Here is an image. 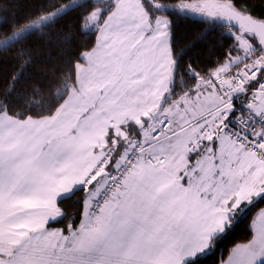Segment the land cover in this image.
Returning a JSON list of instances; mask_svg holds the SVG:
<instances>
[{
  "label": "snow or ice",
  "instance_id": "6c2138e0",
  "mask_svg": "<svg viewBox=\"0 0 264 264\" xmlns=\"http://www.w3.org/2000/svg\"><path fill=\"white\" fill-rule=\"evenodd\" d=\"M136 3L140 5L149 21V30L144 32L143 36L152 35L153 21L157 25L156 34L168 36L172 58V83L161 97L158 111L145 112L135 120H126L119 125L118 131H113L111 127L108 129L105 154L107 149L112 147L113 139L116 140V147L101 176L89 183V177L96 175L93 169L83 182L60 195L57 204L61 199H71L76 191H83L87 185L88 192L76 202L81 204V201L87 200L89 193L97 188L104 173L109 181H118L123 175L120 168L124 166L114 165L117 164L116 157L121 151L127 156L128 167H132L141 156L136 149L141 147L142 143L145 147H154L153 140L142 141L147 129L151 128L149 135L154 139L165 136L171 140L172 137H179L188 127L200 125L195 136L186 143L184 167L177 172V176L180 185H193L204 201L203 222L192 221L189 227L180 230L179 235L172 234L140 248L139 252L143 258L136 262L198 264L200 256L212 251L219 240L248 218L253 208L264 204V15H253V12L238 3V0H178L176 3H165L164 0H136ZM213 9H230L239 19V24L232 23V18L229 17L226 33L219 35L220 42L214 46L219 50L211 51L206 61H202L199 55L193 53V49L198 46L201 50L207 47V38L211 33L209 27H205L202 34L195 39L178 38L172 21L166 19L161 24L159 15H179L193 22H199L203 17L211 23L217 16ZM103 11L101 9V13ZM153 13L156 15L153 16ZM124 14L128 24L139 27L132 0H127L124 5ZM120 27L118 24L117 28ZM128 31L131 33L132 29L129 28ZM185 40L183 47L177 51L178 43ZM133 43L141 41H136L135 36L131 41L117 39L106 43L105 49L111 52L118 46H131ZM214 56H224L223 63L219 59L214 62ZM212 63H215L216 68H209L206 72L205 66ZM221 78L226 80V86L218 83ZM16 79H19V76L13 80L12 87L15 86ZM189 80L195 83L188 86ZM209 83L215 86L220 96V103L216 105L219 111L214 117H203L204 123L201 124L200 119L191 118L185 100L191 101L193 105L201 102L203 96L213 91V88L208 87ZM177 89L180 90L179 93ZM7 91L8 94L11 93V89ZM100 94L104 95L103 89ZM180 94H184V99L179 98ZM166 104H175L177 109L185 110L179 121L172 120L167 115ZM7 111V101L0 103V112ZM209 128H212V134L206 132ZM121 132L125 134L124 138L120 136ZM22 134L26 135L21 132H8L0 138V146L6 153L5 162L16 164L21 160L19 137ZM224 135H228L229 139L234 138L233 147L239 145V149L235 152L226 149L224 154H219V139ZM97 150L99 149H92L93 152ZM148 159L150 163H156L151 154ZM100 163H103V160ZM209 165L211 167L208 173L202 175L205 167ZM99 166L96 165L97 168ZM107 187L106 184L105 188ZM96 199H99V193ZM40 207L39 201H16L6 215H0V264H93L92 253L100 249L89 248L85 251L83 247L93 237L84 238L79 232H73L76 227L75 219L70 221L67 229L50 230L49 225L58 218L59 222L63 223L65 213L61 209L57 216L49 217L46 222L41 223L28 215ZM95 207H98V204ZM221 211L225 213V222L215 230H210L214 214ZM88 212L91 215L94 208H89ZM66 232L71 233L72 239ZM246 232L245 239L234 244L228 250L226 258L222 255L219 264H264V208H260L252 216ZM77 237H81L79 247Z\"/></svg>",
  "mask_w": 264,
  "mask_h": 264
},
{
  "label": "crops",
  "instance_id": "0c3cea01",
  "mask_svg": "<svg viewBox=\"0 0 264 264\" xmlns=\"http://www.w3.org/2000/svg\"><path fill=\"white\" fill-rule=\"evenodd\" d=\"M77 82L50 116L17 119L0 113V138L8 132L26 133L19 137L22 157L18 163L5 162L6 153L0 146V215H6L14 202L28 200L41 204L37 211L28 214L31 218L43 223L49 217L57 216L61 210L57 198L72 189L73 184L82 182L83 175L92 171L106 147L105 137L108 129L115 125V118L102 109L104 99L93 95L96 84L87 83L83 76H78ZM214 88L213 85V91L207 93V106L198 112H190L191 118L200 119L201 124L203 117H214L219 111L216 105L220 98ZM182 114L179 112L176 119L170 118L179 121ZM126 120L129 119L122 118L120 122ZM199 126L188 127L171 140L165 136L154 139L149 133L143 134L142 141L151 139L154 147H145L142 143L140 159L132 167L126 190L112 193L109 204L98 216L83 213L79 227L73 230L81 237H93L83 245L85 251L100 249L92 253L93 264H136L143 258L140 248L172 234L179 235L180 230L189 227L192 221L203 222L204 201L193 185H180L177 176L184 167L186 143L195 136ZM113 140L115 147L116 140ZM233 145L224 135L219 139L218 153L239 149ZM93 148L99 150L93 152ZM124 154L121 151L117 158ZM149 154L156 163L149 162ZM210 167H205L202 175H206ZM103 181L104 177L89 193L86 202L97 193ZM225 219L224 212L215 213L210 230L218 228ZM66 235L72 239L71 233L66 232ZM81 237L76 238L78 247Z\"/></svg>",
  "mask_w": 264,
  "mask_h": 264
},
{
  "label": "trees",
  "instance_id": "16d2710c",
  "mask_svg": "<svg viewBox=\"0 0 264 264\" xmlns=\"http://www.w3.org/2000/svg\"><path fill=\"white\" fill-rule=\"evenodd\" d=\"M68 1L0 0V39L40 16L56 11ZM164 2L176 3L178 0H164ZM238 3L250 9L253 15H264V0H238ZM114 6V0H83L0 47V103L7 101L6 114L17 119L52 115L70 91L76 87L78 67L86 64L84 55L97 46L99 27ZM96 9L104 11L103 13L100 11L99 18L91 22L89 16ZM160 14L172 21L178 38L195 39L202 34L205 27L211 29L207 38V47L202 50L199 46L193 49V53L199 55L202 61H206L211 51L219 50L214 46L220 42L219 35L227 31V26L214 19L208 23L202 17L199 22H193L179 15ZM155 15L156 13H153V16ZM185 42L186 40L178 43L177 51ZM216 59L223 63L224 56L218 58L214 56L213 61L215 62ZM209 68L215 69V63L207 64L205 71L207 72ZM17 76L19 79H16L15 86L12 87L13 80ZM194 83L187 81L188 86ZM8 89H11L10 94ZM177 92L179 93L180 90L177 89ZM217 96L220 98L218 94ZM182 97L184 94H180L179 98ZM115 147H111L107 161L113 156ZM104 149L102 153H105ZM117 157V164L114 167L123 160L124 155ZM85 193H87L86 189L76 191L71 199H61L58 207L65 213L63 223L58 219L49 227L67 229L70 221L75 219V229H77L85 213L87 202L86 200L81 201V204L76 202L81 200ZM262 207L264 204H258L253 208L248 218L219 240L212 251L199 257L198 264H219L222 255L226 258L228 250L245 239L248 222Z\"/></svg>",
  "mask_w": 264,
  "mask_h": 264
},
{
  "label": "rangeland",
  "instance_id": "374dc122",
  "mask_svg": "<svg viewBox=\"0 0 264 264\" xmlns=\"http://www.w3.org/2000/svg\"><path fill=\"white\" fill-rule=\"evenodd\" d=\"M82 1L69 0L56 11L42 15L12 31L0 39V47L5 45L6 41L10 42L19 38L24 33L68 9L69 6L72 7ZM114 1V9L99 27L97 47L84 55L86 64L78 67L77 77L83 76L87 79V83L91 81L92 84H96V93L93 95L104 99L103 103L100 102L102 109L108 114H113L116 123L112 129L118 131L119 125L123 123V121L120 122L122 118L135 120L142 113L158 111L157 104L160 103L161 97L172 82V58L169 51L168 36L156 34L157 25L154 21L151 27L152 35L143 36V33L149 30V21L136 0H132V3L137 14L136 20L139 27L126 22L124 5L127 0ZM100 11V9H96L90 14L91 22H95L99 18ZM159 15L161 24H163L168 18L162 14ZM122 21L125 23L122 24ZM118 24L121 25L119 29L117 28ZM129 28L132 29L131 33L128 31ZM164 31L166 32V29ZM133 36H135L136 41H141V43H133L131 46L125 44L123 47L118 46L111 52L106 51V43H111L117 39L131 41ZM208 87L213 88V85L210 83ZM101 89L104 90V95L100 94ZM207 102V94L202 97L201 102L195 105L191 101L185 100L187 111L191 113L198 112L207 106ZM165 110L172 119H176L179 112L184 113L185 111L177 109L175 104H166ZM150 132L151 128L147 129L144 135ZM120 136L123 138L125 134L121 132Z\"/></svg>",
  "mask_w": 264,
  "mask_h": 264
},
{
  "label": "built area",
  "instance_id": "2783aa9c",
  "mask_svg": "<svg viewBox=\"0 0 264 264\" xmlns=\"http://www.w3.org/2000/svg\"><path fill=\"white\" fill-rule=\"evenodd\" d=\"M219 84H221L222 86H226V80L224 78H221L219 81H218ZM234 90V89H233ZM259 127V126H257ZM212 128H209V129H206V132H208L209 134H212ZM231 131V130H230ZM228 139V135H225ZM233 144H234V138L232 139H229ZM237 147H240L239 145H235ZM111 148L110 149H107V154L103 153L97 160V162L95 163V165L93 166V169H95V172H96V175L103 171L105 165L107 164V159H108V156L111 152ZM129 150H131V146L129 148ZM141 150H142V146L137 148L136 149V152L137 153H141ZM140 159L137 158V161ZM103 160V163H100V161ZM149 160V159H148ZM156 161V159H155ZM99 164L100 166L97 168L96 165ZM128 164H129V161L127 159V156L125 154L123 160L118 164V165H123L124 167L123 168H120V172L123 173L122 177L117 181V180H112V181H109L106 177H107V174L105 173V177H104V181L101 185V188L97 191V193L93 196V198L85 205V213H87L88 215L89 212H88V209L89 208H94V212L90 215V216H98L100 214V210L107 206L110 202V196L112 193H114L115 191H124L126 190V187H127V179L128 177L130 176L131 174V170H132V167H128ZM117 165V166H118ZM92 169V170H93ZM127 169V170H125ZM95 175V176H96ZM119 175V173H118ZM86 176H89V173L83 175V180L82 182L84 181V178ZM95 176H90L89 177V183L92 182V180L94 179ZM108 185L107 188H105V185ZM77 184H74L72 186V188L74 186H76ZM85 188H87V185H85ZM99 193V199L97 200L96 197H97V194ZM98 204V207H95V205Z\"/></svg>",
  "mask_w": 264,
  "mask_h": 264
},
{
  "label": "water",
  "instance_id": "95a60500",
  "mask_svg": "<svg viewBox=\"0 0 264 264\" xmlns=\"http://www.w3.org/2000/svg\"><path fill=\"white\" fill-rule=\"evenodd\" d=\"M213 11L217 12V16L213 18L214 20H217L224 26H227L229 23V17H231V22L234 24H239V19L235 17V14L231 12L230 9H223V10H217L213 9ZM245 27H247V24H245ZM103 172V171H102ZM101 172V173H102ZM101 173L98 176H101Z\"/></svg>",
  "mask_w": 264,
  "mask_h": 264
}]
</instances>
